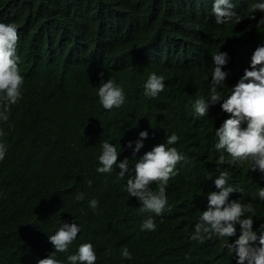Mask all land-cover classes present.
<instances>
[{"label":"clouds","instance_id":"9594fccd","mask_svg":"<svg viewBox=\"0 0 264 264\" xmlns=\"http://www.w3.org/2000/svg\"><path fill=\"white\" fill-rule=\"evenodd\" d=\"M242 3L150 0L139 17L142 26L134 37L115 45V28L111 26L101 37L103 52L110 59L106 60L108 67H87L77 74L80 80L71 115L78 126L73 141L99 130L97 121L114 111L122 119L131 101L149 105L151 110L161 104L172 111L176 102L192 98V89L198 93L207 85L210 98L196 96L191 105L193 115L204 117L210 105L218 103L221 107L210 131L212 151L195 161L181 155L178 145L177 149L169 147L179 140L175 133L161 143L162 139L152 140V132L146 127L126 136L128 140L117 149L108 141L102 142L97 172L111 173L115 166L123 179L129 172V161L135 163L126 191L138 199L142 212L161 215L168 203L166 189L199 203L189 227L184 224V215L191 207L180 203L177 208L175 225L186 240L173 244L172 236L166 234L164 253L168 259L177 246L190 239L203 243L216 236L227 237L224 245L234 254L236 264H264V0ZM8 22L0 8V121L4 122L9 119L10 106L21 99L24 83L17 55L19 34L16 25ZM39 48L43 47L39 44ZM86 48L94 51L92 40ZM196 57L197 62L188 65ZM204 63L209 67L202 71ZM234 66L243 76L224 96L218 88L226 87L224 81ZM42 132L46 135L45 129ZM4 135L0 129V137ZM44 146L39 148L44 153L47 147L50 152L61 151L56 144ZM118 150L126 157L119 163ZM6 151L7 146L0 141V160ZM186 162V168L178 174V168ZM50 163L51 168L70 166ZM252 181L256 185L253 191ZM88 183L91 186L92 182ZM152 184L159 185L158 189L150 188ZM252 198L256 199L254 203ZM77 199L82 201L84 193ZM89 206L96 209L98 201L90 200ZM155 230L154 219L145 218L141 231ZM236 231L240 232L238 238L230 242ZM79 232L77 223H61L55 234L48 236L53 253L38 259L37 264H61L57 252H67ZM121 255L131 259L126 247ZM67 260L70 264H96L97 256L91 243H82Z\"/></svg>","mask_w":264,"mask_h":264},{"label":"trees","instance_id":"16d2710c","mask_svg":"<svg viewBox=\"0 0 264 264\" xmlns=\"http://www.w3.org/2000/svg\"><path fill=\"white\" fill-rule=\"evenodd\" d=\"M149 2L0 0L3 17L17 27V55L24 78L21 99L10 106L8 121H0L5 133L0 141L7 146L0 160V264H37L38 259L48 257L54 251L48 236L55 234L61 223H77L80 227L68 251L57 252L61 264H70L67 256L75 254L82 243L92 244L96 264H236L234 254L225 248L227 237L216 236L203 243L190 239L177 246L168 259L164 253L166 234L172 236L173 244L186 240L175 225L177 208L180 203L191 207L184 215V224L189 227L200 209L199 203L166 189L168 203L161 215L142 212L138 199L126 191L135 163L129 161V172L123 179L115 166L111 173L96 170L101 166L98 156L103 141L117 149L128 140L126 136L142 127L152 132V140L162 139L161 143L175 133L179 140L169 147L178 145V152L187 160L195 161L212 151L210 131L221 107L218 103L210 105L204 117L194 116L191 107L196 96L210 98V87L205 85L198 93L192 89V98L176 102L172 111L161 104L151 110L149 105L131 101L122 119L114 111L97 121L99 130L88 132L81 141L72 140L78 126L71 115L80 80L77 74L87 67L107 68L106 60L110 59L103 52L101 37L108 34L110 26L115 28V45L134 37L142 26L139 17ZM91 40L92 53L86 48ZM208 67L202 64V71ZM242 76L237 66L229 69L226 87L218 91L226 96ZM55 144L61 151L50 152L47 147L44 153L39 149ZM122 155L120 152L117 163L126 158ZM50 161L70 166L51 168ZM186 166L187 162L179 167L178 174ZM158 187L150 185L153 190ZM250 189H256L254 181ZM81 192L82 201L77 199ZM92 199L98 201L96 209L89 206ZM255 201L252 198L251 202ZM254 207L256 222L258 204ZM147 217L154 219L155 231H141ZM239 233L236 231L230 242ZM125 247L131 259L122 257Z\"/></svg>","mask_w":264,"mask_h":264},{"label":"bare ground","instance_id":"6f19581e","mask_svg":"<svg viewBox=\"0 0 264 264\" xmlns=\"http://www.w3.org/2000/svg\"><path fill=\"white\" fill-rule=\"evenodd\" d=\"M240 1H241V3H242L243 1H246V0H240ZM239 4H240V3H239ZM242 4H243V3H242ZM84 43H85V42H84ZM193 49H194V48H193ZM198 58H199V57L193 58L192 62H189V61H188V65H190V63L197 62ZM120 62H121V61H120ZM120 62H119V63H120ZM119 63H118V64H119Z\"/></svg>","mask_w":264,"mask_h":264}]
</instances>
